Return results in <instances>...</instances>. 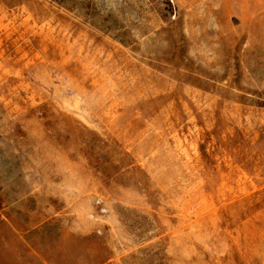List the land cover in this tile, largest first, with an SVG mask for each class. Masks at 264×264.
Segmentation results:
<instances>
[{
  "label": "rangeland",
  "instance_id": "rangeland-1",
  "mask_svg": "<svg viewBox=\"0 0 264 264\" xmlns=\"http://www.w3.org/2000/svg\"><path fill=\"white\" fill-rule=\"evenodd\" d=\"M0 264H264V0H0Z\"/></svg>",
  "mask_w": 264,
  "mask_h": 264
}]
</instances>
